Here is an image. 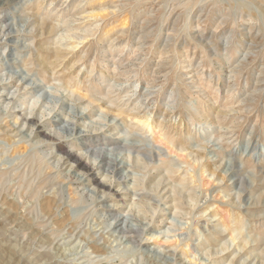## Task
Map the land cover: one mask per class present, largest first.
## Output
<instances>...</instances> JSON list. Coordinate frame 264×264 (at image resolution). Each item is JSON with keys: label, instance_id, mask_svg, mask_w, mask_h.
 Returning a JSON list of instances; mask_svg holds the SVG:
<instances>
[{"label": "rangeland", "instance_id": "374dc122", "mask_svg": "<svg viewBox=\"0 0 264 264\" xmlns=\"http://www.w3.org/2000/svg\"><path fill=\"white\" fill-rule=\"evenodd\" d=\"M263 239L264 0H0V264H264Z\"/></svg>", "mask_w": 264, "mask_h": 264}, {"label": "bare ground", "instance_id": "6f19581e", "mask_svg": "<svg viewBox=\"0 0 264 264\" xmlns=\"http://www.w3.org/2000/svg\"><path fill=\"white\" fill-rule=\"evenodd\" d=\"M261 1V0H260ZM40 4V3H39ZM40 6V5H39ZM39 6H38V8H39ZM41 8V7H40ZM39 11V10H38ZM98 15H95V14H93L92 13V15H89V16H84V17H82V20L83 19H85V18H88V17H97ZM35 25V24H34ZM38 27L40 28V29H37V30H44L45 28H46V25H45V23H40V24H38ZM48 29V28H47ZM49 33H53L54 31H55V28L52 26V27H50L49 29ZM87 32V31H86ZM110 32V31H109ZM100 33H102V32H100ZM83 39V38H82ZM57 50V49H56ZM44 64V63H43ZM73 80V79H72ZM70 81V80H69ZM71 83V82H70ZM68 84V83H67ZM69 87V86H68ZM72 87V86H71ZM73 88V87H72ZM130 93V92H129ZM107 94V93H106ZM100 99V98H99ZM94 100V99H93ZM92 100L90 99V102H91ZM95 101H96V99H95ZM93 103V102H92ZM111 103V102H110ZM117 104V103H116ZM89 105V104H88ZM111 105V104H110ZM113 105V102H112V106L110 107L109 105H108V107L106 106V110L105 111H107V112H109V113H112V114H114L116 117H120V116H122V115H124L123 113V111L121 110V108L118 106V107H116V106H114ZM86 107H87V105H86ZM108 113V114H109ZM107 114V113H106ZM145 116V115H144ZM136 117V119L135 120H137V122L138 123H140V124H142L143 126H145V123L148 121L145 117ZM201 117V116H200ZM199 117V118H200ZM205 117V116H204ZM30 123L32 124V123H34V122H32V121H30ZM147 127H149V125L147 124ZM159 127V126H158ZM157 127V128H158ZM36 132H37V135H39V136H42V137H44V138H47V140H49L50 138H49V134L47 135V133H45V132H43L42 131V128L41 127H37V129H36ZM49 138V139H48ZM167 138V137H166ZM172 138V137H171ZM165 139V138H164ZM56 148L58 149V150H62L63 151V146H61V145H57L56 146ZM185 149V148H184ZM183 149V150H184ZM64 156H66V159H67V161H72V162H74V164H75V166H76V168H78V169H81V171L83 170H86V172L87 171H93L91 168H90V164L88 165V162L86 163L83 159H82V157H80V156H78V155H75V154H72V153H70V152H68V151H64ZM195 159V161H199V159H200V155L198 154V153H196V157L194 158ZM161 160V159H160ZM146 166V165H145ZM137 167V166H136ZM146 168V167H145ZM77 169V170H78ZM206 169V168H205ZM211 170V169H210ZM163 171V170H162ZM167 171V173H168V175H173L174 173H176V172H172L171 170H166ZM209 172V170L208 169H206V171L205 172ZM88 173V172H87ZM209 174L211 175V176H214L215 174L212 172V171H210L209 172ZM167 175V174H166ZM90 175H88V177H89ZM162 177V176H161ZM191 177V176H190ZM203 177V176H202ZM166 178V177H165ZM91 179V181H92V183H94L95 184V186L97 185V186H100V187H104V185H102V184H100L98 181H97V179L94 177V176H92V178H90ZM89 179V180H90ZM152 180H154V179H152ZM152 180H151V182H152ZM185 180V179H184ZM153 183V182H152ZM157 183H159V182H157ZM110 186V185H109ZM106 187V186H105ZM107 188H109L108 186H107ZM106 188V189H107ZM105 189V188H104ZM111 189V188H110ZM107 190H109V189H107ZM166 190V189H165ZM109 192H110V190H109ZM173 192H175L174 190H173ZM178 193V192H177ZM171 195H173L175 198H176V196L175 195H177L176 193H175V195L174 194H171ZM260 195V194H259ZM173 196H172V199H173ZM179 199H180V197H179ZM178 200V199H177ZM182 200V199H181ZM181 200H180V202H181ZM185 200V199H184ZM172 201V200H171ZM173 201H175V204H176V200L174 199ZM179 202V201H178ZM177 202V203H178ZM179 202V203H180ZM144 204V203H143ZM180 205V204H179ZM194 205V204H193ZM192 205V206H193ZM181 206V205H180ZM184 207V206H183ZM188 207V206H187ZM175 210H176V208H175ZM185 213V212H184ZM183 213V214H184ZM187 213V212H186ZM215 215V214H214ZM216 217V216H215ZM238 225V224H237ZM239 228H241V225H240V227H238V228H236V229H234L232 232H235L234 234V238L232 239V241L233 240H236L240 235H241V232H240V229ZM223 232V231H222ZM218 233H219V231H218ZM221 233V232H220ZM262 235V234H261ZM217 237V236H216ZM260 237V236H259ZM217 240V239H216ZM241 240V239H240ZM264 240V239H263ZM240 242V241H239ZM247 242L248 241H246V239H243L242 240V242L241 243H244L242 246H245L246 244H247ZM219 244V243H218ZM223 244V243H222ZM240 246V245H239ZM218 247V246H217ZM244 248V247H243ZM243 248H241V249H243ZM209 251V250H208ZM223 250H221V252H222ZM260 264V263H259Z\"/></svg>", "mask_w": 264, "mask_h": 264}]
</instances>
